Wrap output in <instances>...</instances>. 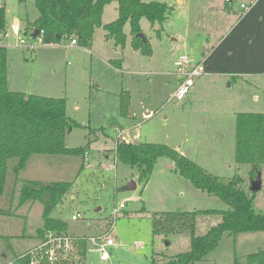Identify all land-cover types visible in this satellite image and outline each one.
Here are the masks:
<instances>
[{
	"label": "rangeland",
	"instance_id": "1",
	"mask_svg": "<svg viewBox=\"0 0 264 264\" xmlns=\"http://www.w3.org/2000/svg\"><path fill=\"white\" fill-rule=\"evenodd\" d=\"M147 1L172 7L161 26L140 19V32L151 48L148 55L131 47L128 22L123 27V49L108 39L101 26L94 30L91 49L73 45L70 39H63L58 47H44L30 36L38 15L34 0H0L7 27L17 21L26 43L36 45L34 49L17 46L12 34L3 40L9 88L63 97L66 113L74 120L66 130L65 146L83 149L80 155L33 154L18 172L12 169L16 159L8 160L0 194V264H13L15 256L40 242L37 229L44 222L43 200L19 203L21 187L29 180L71 182L49 215L65 223L66 234H101L113 223L107 232L114 240L107 247L109 258L101 261L96 253H89L82 264L167 262L190 249V236L185 231L154 233L155 213L229 208L180 176L166 156L157 159L146 183L139 181L136 166L117 160L114 148L118 139L133 143L138 136L140 142L168 145L223 182L239 175L253 208L264 210V165L258 177L250 179V165L237 163L234 155L235 114L264 112V74H202L183 99L172 96L182 79L175 62L183 56L191 63L202 59L240 16V3L249 0ZM116 17L117 3L106 4L102 23ZM156 30L161 32L159 37ZM111 61L120 63L121 69ZM125 96L126 114L121 110ZM131 181L135 188L125 189ZM75 213L80 217L73 220ZM220 220V213L198 214L195 235L204 234ZM262 249L264 231L242 232L224 236L203 259L187 264H231L235 255L240 264H248L246 255Z\"/></svg>",
	"mask_w": 264,
	"mask_h": 264
},
{
	"label": "trees",
	"instance_id": "2",
	"mask_svg": "<svg viewBox=\"0 0 264 264\" xmlns=\"http://www.w3.org/2000/svg\"><path fill=\"white\" fill-rule=\"evenodd\" d=\"M112 1L118 4L117 17L103 24V8ZM34 5L38 15L33 27L42 30L44 44L74 38L80 46L89 47L95 28L101 26L106 36L113 39L115 46L124 48L126 35L123 27L128 22L131 46L147 55L151 52L150 45L137 35L141 31L140 19L145 17L151 24L161 25L172 10L165 2L147 0H34ZM5 13V7L0 5V33L7 27ZM202 64L205 73H264V0H256L250 6ZM7 78V49L0 45V194L4 189L10 159H16L12 169L18 172L33 154L83 153L81 147L65 146L66 130L74 121L66 113L63 97L12 91L8 88ZM126 98H122L121 102L124 114L128 108ZM114 151L117 160L138 168V180L143 183L147 182L157 159L166 156L173 161L174 169L180 176L229 206L223 211L204 209L155 213L152 217L153 232L185 231L190 236V249L174 255L167 262L152 261L151 264L193 263L215 249L224 236L264 231V210L256 211L253 208L251 196L242 187L241 176H233L223 182L177 149L165 144L132 143L118 139ZM234 155L237 163L250 165L249 177L255 179L264 165V112L235 114ZM70 186L71 182L67 181L42 184L34 180L22 185L20 203L43 200L44 222L37 229L40 237L48 231H65V223L49 215ZM211 213H220V222L209 227L204 234L195 235L196 216ZM246 259L248 264H264V249L247 254ZM13 264H27L25 256H17ZM231 264H240L237 255Z\"/></svg>",
	"mask_w": 264,
	"mask_h": 264
},
{
	"label": "built area",
	"instance_id": "3",
	"mask_svg": "<svg viewBox=\"0 0 264 264\" xmlns=\"http://www.w3.org/2000/svg\"><path fill=\"white\" fill-rule=\"evenodd\" d=\"M241 8L246 10L248 6L241 4ZM33 30L34 28L31 30V33ZM42 33V30L39 29V35L33 38L40 44L43 43ZM10 34L15 36V44L17 46L29 47L31 49L36 47L34 44L26 43L25 38L21 36V28L17 21L11 24L9 28L6 27L5 31L0 33L1 46L5 47L3 40L9 37ZM70 42L72 44L77 43L74 38L70 39ZM176 67L177 74L182 79L174 89L172 96L177 100H181L190 92V88L194 85L196 77L201 76L205 71L202 62L191 63L185 56L176 62ZM124 140L126 142L130 141L128 138H124ZM139 142V137L136 136L133 143ZM79 217L80 213L71 215V219L73 220ZM111 224L109 229L101 234L72 236L65 232L48 231L44 236L39 238V244L20 256H25L27 264H72L73 262L75 264H82L86 261L89 253H96L99 260L105 261L109 258L107 247L114 244V240L111 237H107V232L113 226V223Z\"/></svg>",
	"mask_w": 264,
	"mask_h": 264
},
{
	"label": "crops",
	"instance_id": "4",
	"mask_svg": "<svg viewBox=\"0 0 264 264\" xmlns=\"http://www.w3.org/2000/svg\"><path fill=\"white\" fill-rule=\"evenodd\" d=\"M255 1L256 0H249L246 4L245 3H243V2H241L240 3V8H241V4H245L246 6H248V9L250 8V6L253 4V3H255ZM113 2V1H112ZM114 2H116V1H114ZM117 3V2H116ZM228 4H229V6H230V4H231V1H229L228 2ZM105 7V6H104ZM117 7H118V4H117ZM241 9H243V11H242V13L240 14V16H238L237 18H236V20L229 26V28H228V30H226L221 36H220V38L213 44V45H211V47H210V49L206 52V54H204V56H203V58L202 59H200L199 61H197V62H202L208 55H209V53L212 51V49L220 42V40L231 30V28L238 22V20L241 18V16L248 10V9H244V8H241ZM140 22V21H139ZM105 24V23H104ZM161 26V25H160ZM140 29H141V27H140ZM156 34H157V36L159 37V34H161V32H160V30H159V32L156 30ZM131 35V34H130ZM108 39H110V38H108ZM130 42H131V38H130ZM58 44L59 43H49V44H43L44 45V47H49V48H51V47H58ZM72 44V43H71ZM78 43H76V44H73V45H77ZM79 45V44H78ZM131 45V44H130ZM81 47H83V46H81ZM132 47V46H131ZM83 48H87V49H91L90 48V46L89 47H83ZM133 48V47H132ZM121 49H123V48H121ZM134 49V48H133ZM116 61V60H115ZM115 61H113V63H114V66L115 67H117V68H119V69H121V67H120V63L119 64H116V62ZM178 62V61H177ZM196 62V63H197ZM110 63H112V61L110 62ZM175 65H176V62H175ZM54 71V70H53ZM204 74H207V73H204ZM211 74H213V73H211ZM257 74H264V73H242V74H227V75H230V76H236V77H239V76H242V75H257ZM8 79V88H9V85H10V83H9V77L7 78ZM10 89V88H9ZM11 90V89H10ZM174 91V90H173ZM21 92V91H20ZM173 93V92H172ZM254 99H256V96H254ZM149 112H145V114H148ZM73 120V119H72ZM74 121V120H73ZM128 131V130H127ZM28 162V161H27ZM27 162H26V164H27ZM25 167V166H24ZM249 171V170H248ZM20 203V202H19ZM89 223V222H88ZM40 238V237H39ZM17 256H15V258H16ZM14 258V259H15ZM13 259V260H14ZM12 260V261H13ZM11 263V262H10Z\"/></svg>",
	"mask_w": 264,
	"mask_h": 264
},
{
	"label": "water",
	"instance_id": "5",
	"mask_svg": "<svg viewBox=\"0 0 264 264\" xmlns=\"http://www.w3.org/2000/svg\"><path fill=\"white\" fill-rule=\"evenodd\" d=\"M37 35H39V29H38V28H34L33 32L31 33V37H32V38H35ZM137 35H138L143 41L146 40L145 36H144L141 32L137 33ZM257 177H258V175H257ZM257 177H256V178H257ZM135 186H136L135 182H134V181H131L129 184L125 185L124 188H125V189H134Z\"/></svg>",
	"mask_w": 264,
	"mask_h": 264
}]
</instances>
